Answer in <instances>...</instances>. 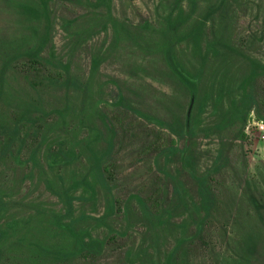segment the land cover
Segmentation results:
<instances>
[{
	"label": "rangeland",
	"instance_id": "1",
	"mask_svg": "<svg viewBox=\"0 0 264 264\" xmlns=\"http://www.w3.org/2000/svg\"><path fill=\"white\" fill-rule=\"evenodd\" d=\"M182 11L176 56L195 95L164 57ZM30 48L86 93L61 69H30ZM253 61L264 64V0H0V124L26 133L8 151L0 131V264H167L201 220L195 175L223 155L214 217L170 263L264 264V133L255 111L245 139L224 126ZM71 222L114 240L88 260Z\"/></svg>",
	"mask_w": 264,
	"mask_h": 264
},
{
	"label": "trees",
	"instance_id": "2",
	"mask_svg": "<svg viewBox=\"0 0 264 264\" xmlns=\"http://www.w3.org/2000/svg\"><path fill=\"white\" fill-rule=\"evenodd\" d=\"M47 1V0H46ZM22 10L26 14L31 16L39 17L40 13L28 7L22 5ZM184 12H180L176 16H170L169 18V30L166 36V41L164 44V57L170 67V69L179 77V79L187 86L191 94L195 95L197 92V79L193 76L188 70L183 68L176 56V47L178 42H180V29L186 23L184 20ZM26 56L29 59L30 69L34 70L35 73L41 76L43 68L47 65L53 66L47 63L41 56V50L39 48H30L25 52ZM55 68L61 69L64 73L63 79L64 85L68 88H74L76 90L86 93L87 88L85 85L80 84L78 81H75L70 75V66L68 64H60L58 66H53ZM49 78V76H48ZM57 83L58 79L51 80ZM59 83V81H58ZM244 93L242 97L236 102L232 103L231 108L228 111V115L224 121V126H238L239 138L245 139V126L247 119L252 111H255L257 114L258 120L264 122V64L253 61L251 72L249 76L243 83ZM25 124L21 122H16L12 127H4L0 124V131L4 132L7 135V150L9 151L16 143L22 144L25 140ZM189 136L193 140L195 138V132L193 129L189 130ZM51 156H65L53 150L50 154ZM227 155L221 156L214 164L213 168L206 173L195 175L197 179V193H198V203L196 205V210L201 216L199 225L196 229V232L192 239H183L179 241L176 249L170 255V259L167 264H171L172 261L177 255V251L184 248L186 245L192 243V241H198L203 237V231L206 224L210 219L214 217V213L219 204V194L217 183L215 182V174H219L223 171L225 160ZM101 175L104 176L108 173L107 167H102L100 169ZM76 198L67 196L68 203V215H71L74 208V202ZM115 202L112 203V208H114ZM55 219L62 223V217L56 216ZM65 228L69 235L72 238L74 248L80 256L90 259L101 256L114 238L108 240H99L94 238L89 232L77 231L74 227V223L65 224ZM3 233H0L2 236ZM2 257V251L0 249V259Z\"/></svg>",
	"mask_w": 264,
	"mask_h": 264
},
{
	"label": "built area",
	"instance_id": "3",
	"mask_svg": "<svg viewBox=\"0 0 264 264\" xmlns=\"http://www.w3.org/2000/svg\"><path fill=\"white\" fill-rule=\"evenodd\" d=\"M256 125L259 128V130L264 133V122L258 121V122H256ZM261 138L264 140V134L262 135Z\"/></svg>",
	"mask_w": 264,
	"mask_h": 264
}]
</instances>
